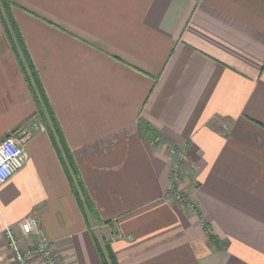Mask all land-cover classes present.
Wrapping results in <instances>:
<instances>
[{
  "label": "crops",
  "instance_id": "crops-1",
  "mask_svg": "<svg viewBox=\"0 0 264 264\" xmlns=\"http://www.w3.org/2000/svg\"><path fill=\"white\" fill-rule=\"evenodd\" d=\"M9 1L101 222L28 126L36 108L0 23V142L32 132L0 186V264H15L4 225L35 243L18 228L28 215L65 264H101L92 235L113 231L119 264H264V0ZM169 146L188 154L190 208L168 195Z\"/></svg>",
  "mask_w": 264,
  "mask_h": 264
},
{
  "label": "trees",
  "instance_id": "trees-1",
  "mask_svg": "<svg viewBox=\"0 0 264 264\" xmlns=\"http://www.w3.org/2000/svg\"><path fill=\"white\" fill-rule=\"evenodd\" d=\"M11 9L12 3L9 0H0V23L2 30L17 60L18 67L36 108L34 116L30 120L28 126H32L34 121L40 122L43 125L62 166L71 192L80 209L84 214L89 215L94 222L100 224L101 221L95 206L81 179L77 165L64 139L38 73L29 57L24 40L12 16ZM138 127L143 136H148L149 132L154 134L150 126L146 123L139 122ZM157 135L158 134L155 136ZM155 136H153V138ZM153 138L151 140H153ZM102 223L108 224L109 222ZM92 239L101 264H119L110 244L102 236L96 237L92 235Z\"/></svg>",
  "mask_w": 264,
  "mask_h": 264
},
{
  "label": "built area",
  "instance_id": "built-area-1",
  "mask_svg": "<svg viewBox=\"0 0 264 264\" xmlns=\"http://www.w3.org/2000/svg\"><path fill=\"white\" fill-rule=\"evenodd\" d=\"M31 129L45 130L40 122H34ZM31 133L29 129L22 128L0 142V186L10 180L12 176L25 166L27 161L26 143L32 137ZM152 142L155 145H159L163 143V140L160 135H157ZM167 151L171 158L168 195L178 204L190 208L191 206L186 196L179 189L181 177L187 169L188 154L184 148L176 146H169ZM18 228L25 236L34 234L36 241L24 250L13 228L9 225H4V238L14 257L15 264H30L31 257H38L42 264H65L59 261L52 253L50 244L38 230V219L34 215H28L18 222ZM109 237V241L112 242L122 236L117 231H113Z\"/></svg>",
  "mask_w": 264,
  "mask_h": 264
},
{
  "label": "rangeland",
  "instance_id": "rangeland-1",
  "mask_svg": "<svg viewBox=\"0 0 264 264\" xmlns=\"http://www.w3.org/2000/svg\"><path fill=\"white\" fill-rule=\"evenodd\" d=\"M17 25V24H16ZM18 27V26H17ZM21 34V33H20ZM36 122V121H34ZM43 132H46V130H44ZM47 133V132H46ZM106 241L110 244V241L108 239H106Z\"/></svg>",
  "mask_w": 264,
  "mask_h": 264
}]
</instances>
